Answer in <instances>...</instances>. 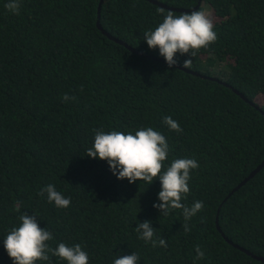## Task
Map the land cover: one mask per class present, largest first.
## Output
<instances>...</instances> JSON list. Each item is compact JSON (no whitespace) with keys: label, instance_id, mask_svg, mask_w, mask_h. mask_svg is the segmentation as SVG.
I'll use <instances>...</instances> for the list:
<instances>
[{"label":"trees","instance_id":"1","mask_svg":"<svg viewBox=\"0 0 264 264\" xmlns=\"http://www.w3.org/2000/svg\"><path fill=\"white\" fill-rule=\"evenodd\" d=\"M157 1L187 10L199 2ZM6 3L0 0V264H13L3 241L23 213L52 233L51 247L81 244L89 264L133 253L138 264H264L234 246L264 258V168L227 199L264 161V0H202L198 11H209L217 40L193 58L174 57L182 68L192 59L187 70L202 76L169 67L149 49L144 32L170 10L147 0H104L102 29L101 0H21L19 15ZM65 94L76 99L63 102ZM165 116L183 131H170ZM144 127L166 137L165 168L177 158L199 164L182 200L204 203L190 233L182 210L162 216L153 207L159 180H118L107 161L86 156L94 129ZM48 184L70 198L68 208L38 195ZM145 221L166 248L138 239L135 228ZM36 264L67 262L50 256Z\"/></svg>","mask_w":264,"mask_h":264},{"label":"clouds","instance_id":"2","mask_svg":"<svg viewBox=\"0 0 264 264\" xmlns=\"http://www.w3.org/2000/svg\"><path fill=\"white\" fill-rule=\"evenodd\" d=\"M5 9L13 15L20 14L21 0H7ZM212 20L204 11L174 14L168 11L163 22L154 30L144 32V40L149 49H158L160 56L169 67L174 66L177 53L195 57L201 49H207L216 42L217 34L213 30ZM192 59L184 61L183 67L189 69ZM80 91H83L81 86ZM65 94L63 102L75 100ZM163 124L170 131L181 133L183 129L178 121L171 116H165ZM94 143L86 151V156L92 159L107 161L112 174L118 180L127 179L129 183L136 181L152 184L159 180L161 190L158 193L160 203L153 207L160 211L162 216H168L172 210H182L185 223V234L190 233L189 222L204 208L203 201H194L191 206L182 203L190 192L189 180L191 172L199 168L197 160L193 158H177L165 168L164 162L168 158L169 145L166 137L152 127H144L125 134L121 131L105 132L94 129ZM46 194L47 201L55 207L66 209L70 206V198H65L57 191L53 184L43 187L38 195ZM19 202L16 211L19 212ZM19 225L13 227L3 241L4 248L13 261V264H36L37 261H49L57 257L67 264H89V256L81 244L68 246L60 242L55 248L50 246L53 235L46 228L41 229L35 215L27 213L19 215ZM138 239L150 243L155 249L167 247L164 238L156 237L150 221L138 223L135 228ZM196 260L204 259L205 253L199 245L195 248ZM139 256L136 253L123 255L114 259L113 264H138Z\"/></svg>","mask_w":264,"mask_h":264},{"label":"water","instance_id":"3","mask_svg":"<svg viewBox=\"0 0 264 264\" xmlns=\"http://www.w3.org/2000/svg\"><path fill=\"white\" fill-rule=\"evenodd\" d=\"M103 1L104 0H101V3H100V6H99V21H98V27L100 28V29H102L101 28V26H100V12H101V9H102V4H103ZM147 1H149V2H151V3H153V4H155V5H158L159 7H161V8H164V9H167V10H170V11H174V12H181V13H190V12H192V11H198L199 9H200V7H201V5H202V0H199V2H198V5L196 6V7H194L193 9H191V10H187V9H180V8H174V7H169L168 5H166V4H163V3H160L159 1H157V0H147ZM104 33L110 38V39H113V40H115L116 42H118V43H121V44H123V45H125L126 47H128V49H130V50H132L133 52H135V53H139V54H141L142 56H145V57H149V58H151V59H156L155 57H152V56H149V55H146V54H144V53H140V52H138L137 50H135V49H132L131 47H129V46H127L124 42H122V41H119V40H117V39H115L113 36H111L110 34H108L107 32H105L104 31ZM160 61H164V60H161V59H159ZM165 63H167L166 61H164ZM175 67H178V68H180V69H183V70H185V71H187V72H189V73H192V74H194V75H197V76H202L200 73H198V72H194V71H190V70H187V69H184V68H182L180 65H178V64H175L174 65ZM212 79H215V78H212ZM215 80H217V79H215ZM237 93H239L238 91H237ZM241 97H243L244 99H246L242 94H241ZM264 168V161H263V163L260 165V166H258L242 183H240L231 193H230V195L227 197V199L229 198V197H231L235 192H237L241 187H243L247 182H249L251 179H253L262 169ZM217 227H218V229H219V231H221V229H220V226H219V222H218V220H217ZM227 241H229V243H231V244H233V242L232 241H230V240H228L227 239ZM236 248H239V249H241L242 251H244V252H246L247 254H249V255H251L252 257H254L255 259H257V260H259V261H262V262H264V258H262V257H258V256H254V255H252L249 251H247V250H245L244 248H240L238 245H234Z\"/></svg>","mask_w":264,"mask_h":264},{"label":"rangeland","instance_id":"4","mask_svg":"<svg viewBox=\"0 0 264 264\" xmlns=\"http://www.w3.org/2000/svg\"><path fill=\"white\" fill-rule=\"evenodd\" d=\"M205 13H206V14H209V11L206 10Z\"/></svg>","mask_w":264,"mask_h":264}]
</instances>
